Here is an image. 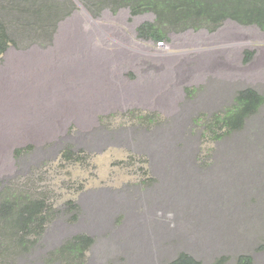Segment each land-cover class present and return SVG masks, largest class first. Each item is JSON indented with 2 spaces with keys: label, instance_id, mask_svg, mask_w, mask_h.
Listing matches in <instances>:
<instances>
[{
  "label": "rangeland",
  "instance_id": "obj_1",
  "mask_svg": "<svg viewBox=\"0 0 264 264\" xmlns=\"http://www.w3.org/2000/svg\"><path fill=\"white\" fill-rule=\"evenodd\" d=\"M33 1L0 0L13 42L0 56V203L28 195L55 214L30 252L0 220V264H48L78 234L94 239L86 264H169L181 253L264 264V104L219 140L204 127L233 103L229 83L264 81V31L227 20L155 43L136 31L153 13L95 18L78 0H37L33 13ZM38 8L49 19L33 17ZM42 52L50 73L35 66L29 82ZM252 63L258 73L245 71ZM66 147L79 161L63 160Z\"/></svg>",
  "mask_w": 264,
  "mask_h": 264
},
{
  "label": "trees",
  "instance_id": "obj_2",
  "mask_svg": "<svg viewBox=\"0 0 264 264\" xmlns=\"http://www.w3.org/2000/svg\"><path fill=\"white\" fill-rule=\"evenodd\" d=\"M91 17H99L104 9L116 13L122 8L130 10L131 17L145 13H153L154 21L141 23L136 31L137 37L155 43H168L170 33H180L188 29L200 30L206 28L215 32L227 20H233L243 26L255 25L264 31V0H78ZM37 0L31 3L34 13ZM65 8V7H64ZM66 14L70 16L74 10L67 4ZM39 9V8H38ZM49 11V16L57 18V13L62 10ZM75 9V8H74ZM44 9L33 14L41 20L46 17ZM52 14V15H51ZM61 15V14H60ZM37 19V20H38ZM53 21V20H52ZM44 24V22H43ZM45 27V24L43 25ZM55 27V26H54ZM50 32L43 29L42 34ZM52 32H54L52 30ZM12 40L6 26L0 22V56L11 46ZM252 52H245V62H250ZM233 103L222 112L209 117L205 124V132L214 140L236 132L244 126L246 121L256 114L264 104V95L258 90L247 87L237 92ZM153 114L143 119L151 121ZM18 153L20 152L17 151ZM65 161H79L80 156L66 147L62 150ZM68 206L72 203L68 202ZM53 209L47 207L42 199H31L28 195L11 194L0 203V220L3 224L1 232L6 238L13 241L16 248L23 252H30L36 239L44 233L47 223L53 218ZM33 237L34 240H29ZM94 244V239L85 234H78L67 240L53 253V259L48 264H86L87 252ZM264 246V244H263ZM249 257H241L236 264H249ZM169 264H200L193 257L181 253ZM216 264H222L217 261Z\"/></svg>",
  "mask_w": 264,
  "mask_h": 264
},
{
  "label": "crops",
  "instance_id": "obj_3",
  "mask_svg": "<svg viewBox=\"0 0 264 264\" xmlns=\"http://www.w3.org/2000/svg\"><path fill=\"white\" fill-rule=\"evenodd\" d=\"M234 26L233 27H235V26H237V25H235V24H233ZM241 26V25H240ZM239 27V26H238ZM240 31H241V29L240 28H238ZM52 43H56V42H52ZM52 43H50V44H47L46 46H43V45H38L37 44V46L39 47V48H41V50H43V52L45 51V50H48V47H52V46H50ZM34 46H36V45H33L32 47L30 46V47H28L29 49H32ZM42 52V54L41 55H39V56H35L33 59L31 58V61L32 62H35V65L33 66H31V71H34V70H37V69H35V66H37L38 68H43L44 70H46V73H50V66L52 65V62H51V58H50V56H48V55H50L51 53H43ZM29 53H31V52H29ZM35 60H39L38 61V64H36V61ZM249 65V64H248ZM259 69V65L258 64H256V63H252V64H250L249 66H247V69L245 70L247 73L248 72H256L257 70ZM26 73V72H25ZM40 73H41V71L40 70H37V74L36 75H32V74H30V71H29V73L28 74H30L32 77H30V76H28L26 79L27 80H29V82H31V81H33V82H36V81H38L37 79H36V77H38L39 75H40ZM256 73H258V72H256ZM36 76V77H35ZM83 76H84V73H83ZM26 77V76H25ZM258 83H261V85L263 86L262 88H264V81H258V80H256V81H254V80H246V81H242V82H237V84H233V83H229V87H230V89H232V93H231V98L230 99H232V98H234L235 97V94H236V92L237 91H240V90H242V89H245V88H247V87H253L254 89H256V90H258L257 89V85H258ZM28 86H32L31 87V89H30V91H28L25 95H28L29 93H31V91L33 90V88H34V86H33V83H30ZM28 86H27V88H28ZM228 87V88H229ZM47 88H49L48 87V85H47ZM44 92V91H43ZM37 92H33V94H36ZM22 95V94H21ZM20 98V97H19ZM229 99V100H230ZM8 104H10V102L8 103ZM23 106H25V103H23ZM21 107V106H20ZM39 108V107H38ZM40 111H41V107L39 108V109H37V113L39 112L40 113ZM35 111L33 110L31 113H34ZM41 120V119H40ZM28 121H31V123H32V125H35V123H37L36 121H37V118H35V119H32V118H29V120H27L26 122H28ZM27 124H29V123H27ZM27 124H25L24 123V126H26ZM28 126V125H27ZM26 126V127H27ZM26 127H23L22 129H24L25 130V128ZM26 130H29L28 129V127L26 128ZM47 146H49L48 144H47Z\"/></svg>",
  "mask_w": 264,
  "mask_h": 264
}]
</instances>
